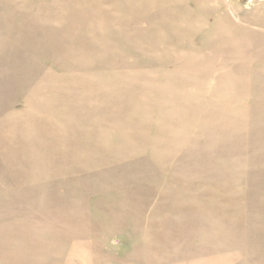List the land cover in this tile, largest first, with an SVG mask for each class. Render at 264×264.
I'll return each mask as SVG.
<instances>
[{"label":"rangeland","instance_id":"374dc122","mask_svg":"<svg viewBox=\"0 0 264 264\" xmlns=\"http://www.w3.org/2000/svg\"><path fill=\"white\" fill-rule=\"evenodd\" d=\"M0 264H264V0H0Z\"/></svg>","mask_w":264,"mask_h":264}]
</instances>
